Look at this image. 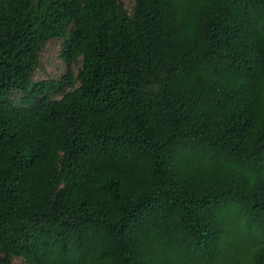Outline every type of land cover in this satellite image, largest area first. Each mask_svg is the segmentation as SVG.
Listing matches in <instances>:
<instances>
[{
  "label": "trees",
  "instance_id": "1",
  "mask_svg": "<svg viewBox=\"0 0 264 264\" xmlns=\"http://www.w3.org/2000/svg\"><path fill=\"white\" fill-rule=\"evenodd\" d=\"M78 63L34 79L41 53ZM264 264V0H0V264Z\"/></svg>",
  "mask_w": 264,
  "mask_h": 264
},
{
  "label": "rangeland",
  "instance_id": "2",
  "mask_svg": "<svg viewBox=\"0 0 264 264\" xmlns=\"http://www.w3.org/2000/svg\"><path fill=\"white\" fill-rule=\"evenodd\" d=\"M122 5L127 9L131 10L133 5V0H119ZM60 42L57 40L49 41L44 47L41 56L40 64L35 72L34 79H44V78H59L66 70L69 68L75 74L79 68L78 63L71 62L69 65L66 64L59 57ZM15 264H21L19 259H15Z\"/></svg>",
  "mask_w": 264,
  "mask_h": 264
}]
</instances>
